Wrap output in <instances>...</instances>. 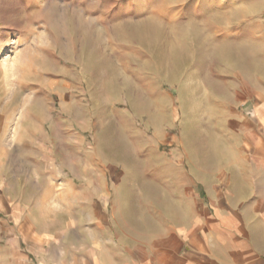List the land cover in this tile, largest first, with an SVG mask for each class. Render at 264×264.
Segmentation results:
<instances>
[{
  "label": "crops",
  "instance_id": "crops-1",
  "mask_svg": "<svg viewBox=\"0 0 264 264\" xmlns=\"http://www.w3.org/2000/svg\"><path fill=\"white\" fill-rule=\"evenodd\" d=\"M232 37V55L219 53L239 65L209 66L202 104L170 139L70 130L65 167L78 154L79 170L62 177L40 171L31 142L29 174L0 208L16 228L0 236V264H264V28Z\"/></svg>",
  "mask_w": 264,
  "mask_h": 264
},
{
  "label": "rangeland",
  "instance_id": "rangeland-1",
  "mask_svg": "<svg viewBox=\"0 0 264 264\" xmlns=\"http://www.w3.org/2000/svg\"><path fill=\"white\" fill-rule=\"evenodd\" d=\"M260 27L264 0H0V208L29 174L31 142L40 171L62 177L79 170L78 154L65 167L70 130L175 136L202 104L209 66L239 65L219 51L232 55V35ZM3 222L0 212V236H14Z\"/></svg>",
  "mask_w": 264,
  "mask_h": 264
},
{
  "label": "bare ground",
  "instance_id": "bare-ground-1",
  "mask_svg": "<svg viewBox=\"0 0 264 264\" xmlns=\"http://www.w3.org/2000/svg\"><path fill=\"white\" fill-rule=\"evenodd\" d=\"M4 92V91H3ZM5 93V92H4Z\"/></svg>",
  "mask_w": 264,
  "mask_h": 264
}]
</instances>
